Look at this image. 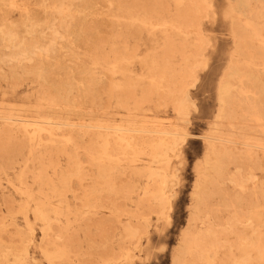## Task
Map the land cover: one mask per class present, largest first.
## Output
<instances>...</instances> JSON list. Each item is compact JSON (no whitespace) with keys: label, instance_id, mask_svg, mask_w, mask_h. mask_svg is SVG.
I'll list each match as a JSON object with an SVG mask.
<instances>
[{"label":"rangeland","instance_id":"1","mask_svg":"<svg viewBox=\"0 0 264 264\" xmlns=\"http://www.w3.org/2000/svg\"><path fill=\"white\" fill-rule=\"evenodd\" d=\"M1 31L0 264H264V0H0Z\"/></svg>","mask_w":264,"mask_h":264},{"label":"bare ground","instance_id":"2","mask_svg":"<svg viewBox=\"0 0 264 264\" xmlns=\"http://www.w3.org/2000/svg\"><path fill=\"white\" fill-rule=\"evenodd\" d=\"M11 35H12V31H1L0 32V38L2 40H4L5 42L8 43L6 46H11L12 45V42L13 41L11 40ZM16 53H18V52H16ZM0 60H3L1 55H0ZM27 62H30L31 63L32 61H27ZM36 69H37V66H35V65H29L28 68H23V72H32V71H35ZM37 111L40 112V109L38 108ZM19 128L20 129H17L16 130L12 126L3 127V134L5 136H11L12 133H13V135H17V133H19L20 135L24 136V138H26V140H28V143L27 144L31 148L32 147V141H31V137L29 135V131H28L27 127L24 126V125H22ZM29 260L30 259L26 256V257H24V260L23 261H21V260H19L18 262L15 261V262H13L11 264H30Z\"/></svg>","mask_w":264,"mask_h":264}]
</instances>
